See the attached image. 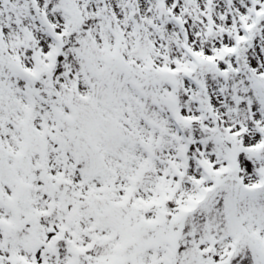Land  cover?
Listing matches in <instances>:
<instances>
[{
    "label": "snow or ice",
    "instance_id": "snow-or-ice-1",
    "mask_svg": "<svg viewBox=\"0 0 264 264\" xmlns=\"http://www.w3.org/2000/svg\"><path fill=\"white\" fill-rule=\"evenodd\" d=\"M0 264H264V0H0Z\"/></svg>",
    "mask_w": 264,
    "mask_h": 264
}]
</instances>
